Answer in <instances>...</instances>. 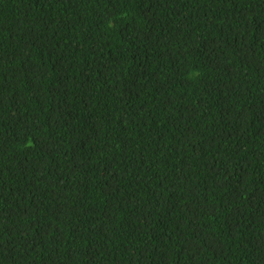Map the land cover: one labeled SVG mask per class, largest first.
Wrapping results in <instances>:
<instances>
[{"label":"trees","instance_id":"obj_1","mask_svg":"<svg viewBox=\"0 0 264 264\" xmlns=\"http://www.w3.org/2000/svg\"><path fill=\"white\" fill-rule=\"evenodd\" d=\"M0 264H264V0H0Z\"/></svg>","mask_w":264,"mask_h":264}]
</instances>
